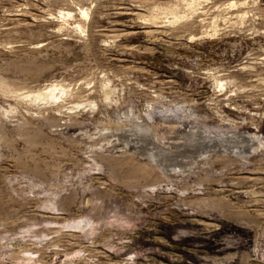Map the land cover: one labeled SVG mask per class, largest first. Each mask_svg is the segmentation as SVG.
Listing matches in <instances>:
<instances>
[{"label": "rangeland", "instance_id": "rangeland-1", "mask_svg": "<svg viewBox=\"0 0 264 264\" xmlns=\"http://www.w3.org/2000/svg\"><path fill=\"white\" fill-rule=\"evenodd\" d=\"M0 264H264V0H0Z\"/></svg>", "mask_w": 264, "mask_h": 264}, {"label": "bare ground", "instance_id": "bare-ground-1", "mask_svg": "<svg viewBox=\"0 0 264 264\" xmlns=\"http://www.w3.org/2000/svg\"><path fill=\"white\" fill-rule=\"evenodd\" d=\"M68 14H70V12H68ZM58 89V87H57V85H52L50 88H49V91L47 92V93H43L42 95L43 96H48V97H53L54 96V93H55V91ZM55 97V96H54ZM216 139V138H215ZM224 139V138H223ZM232 139V138H231ZM230 139V140H231ZM234 139V138H233ZM247 139V138H246ZM245 139V140H246ZM213 140V139H212ZM211 140V141H212ZM221 140H222V137H221ZM236 140V139H235ZM215 141V140H214ZM217 141V140H216ZM243 141V140H242ZM219 142V141H218ZM220 142H222V141H220ZM225 143V142H224ZM234 143H235V141H234ZM238 143V142H237ZM243 143V142H242ZM245 144V143H244ZM224 146H225V144H223ZM229 144H227V146H228ZM238 145H240V144H238ZM239 147H241V146H239ZM234 150H237V151H241V150H243V148L241 147V148H237V147H235L234 148ZM91 223L92 222H88V221H81V222H79V226H81L82 228L85 226V225H87V224H89V226H87V227H91ZM78 227V226H77Z\"/></svg>", "mask_w": 264, "mask_h": 264}]
</instances>
